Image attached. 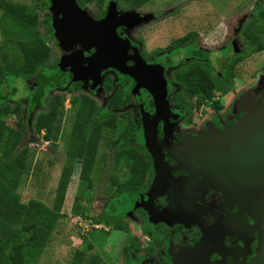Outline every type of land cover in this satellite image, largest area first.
<instances>
[{
	"label": "rangeland",
	"instance_id": "1",
	"mask_svg": "<svg viewBox=\"0 0 264 264\" xmlns=\"http://www.w3.org/2000/svg\"><path fill=\"white\" fill-rule=\"evenodd\" d=\"M9 1L28 6L36 14L38 32L43 36L49 48V57L40 66V70L47 67L51 71H55L60 65L62 57L68 54L75 45L62 48L58 36L48 31L51 27V18L54 16L51 9L43 5L48 0ZM148 1L144 4V12H158L159 17L158 25L154 24L152 20L146 22L145 34L148 47L163 46L172 39L192 30H197L198 33H201L202 45L207 52V60L200 69L202 76L199 72L197 74L192 73L195 68L193 64L190 66L189 63L178 64L169 70V76L173 77L175 74L178 78L175 82L168 78L174 85L175 97L172 99L174 107L183 111L180 117L177 113L173 114L177 128L191 127L198 131L199 137L217 133L231 125L243 114L245 104L253 106L264 102V49L253 52L248 57H243L250 51V48L244 47L245 38L243 41L241 36L237 37L234 25L237 19L239 21L244 19L246 22L254 16L257 17L258 7H253L254 0ZM117 9L133 11L134 7L129 0H119ZM173 9L175 10L173 11ZM260 20L255 24L252 31L253 33L258 32V36L264 43V18ZM150 23L153 25L148 26ZM140 25L127 29V34L134 40L137 32L139 33ZM17 35V33L3 27L0 9V60L2 57H6L13 66L19 65L23 59L17 45ZM230 41H235L237 45L233 51L228 50V47L222 48L228 45ZM255 44L256 41L251 48H254ZM191 52L187 51L183 54H191ZM226 53L227 56H222ZM237 55L243 57L241 61L234 66L229 65L228 60L230 59L226 58ZM158 69H161V66L156 65L153 70L155 72ZM107 76L109 80L114 79L110 73ZM154 77L156 78V76ZM36 78V74H34L30 78H16L0 85L3 92H8L11 90V86H15L14 94L3 102L10 109V112L3 119L11 127L20 124L22 137L18 145L19 147H26L25 163L20 176H10L3 181L18 195L20 203H26L29 200L37 201L58 213L53 227L42 239L40 234L43 230L35 233L30 227L24 228L22 230L23 239L33 236L38 241V245L37 247H30L24 244L22 248L39 249L42 253H47L49 263L57 259L58 264H74L75 255L72 253L75 247L80 245L79 241L82 235L87 237L85 234L92 233L91 238H96L97 241L103 237V233L99 232L103 228H95L94 224H104L99 218L101 215L112 213L110 206L115 204L114 211L118 213L127 212L138 204L134 195L122 196L115 201L117 197L122 195V192L116 193V187L109 181V177L112 175H115L118 180L126 179L130 175L128 164L124 162L122 157L119 162L114 161L112 152L116 148L113 139L118 132L125 133L126 128L130 132L135 131V107L131 105L124 110L114 111L110 115H108L109 113H101L103 99L108 93V91H104L105 86H103L107 78L101 80L93 91L88 90L87 79L82 78L79 87L72 89L55 88L48 91L42 98V103L35 105L26 115V93L34 92ZM255 87L258 89L251 93L253 97L248 92L254 91ZM82 95H86L91 100L86 121L87 126L107 116H113L114 122L110 126L105 125L101 128L93 161H88L84 156L88 131L83 132L64 198L61 200L56 198L55 188L61 168L66 161L65 150L68 135L74 112ZM199 97H202L203 100L199 106H195ZM40 113H50V118L45 128L36 130L34 124L36 116ZM25 116L27 120L23 125ZM211 120L218 122L223 128H213L210 124L202 127L204 122L210 123ZM185 134L190 133L185 132ZM135 149L142 152L146 159L149 158L148 151L143 145H135ZM150 172L149 169L145 172L141 186L149 183ZM207 178L204 175L203 181ZM132 179L135 180L136 178ZM209 184L213 189L218 190L212 182ZM221 199L225 201L227 206L236 208L235 215L246 216L237 205L222 194ZM73 206L78 208V212L75 214L71 211ZM169 225L170 223L161 224V236L165 237ZM108 227L105 240L106 247L118 249L127 242L130 235L128 232H138L140 226L137 218L132 215L127 217L124 215L122 226L115 228V225L109 224ZM250 229L256 234L251 225ZM2 238L3 236L0 234V240ZM39 257L41 255H33L29 264H40Z\"/></svg>",
	"mask_w": 264,
	"mask_h": 264
},
{
	"label": "flooded vegetation",
	"instance_id": "2",
	"mask_svg": "<svg viewBox=\"0 0 264 264\" xmlns=\"http://www.w3.org/2000/svg\"><path fill=\"white\" fill-rule=\"evenodd\" d=\"M48 1L52 2V0ZM111 1L115 5L117 14L129 11L117 9L119 0H75L77 6L94 20L102 19L105 16L108 4ZM146 2L149 1L146 0L140 5L134 6L133 11L139 13L141 16L144 14L148 15L147 18L136 24L141 25L135 40L127 34V29L136 25L132 27L117 26L115 32L119 37L128 40L130 46L127 49V54H132V48L135 47L137 54L144 62L142 68H146V65L151 66L149 74L152 72L154 66H161L162 76L165 81L166 101L170 110V124L169 128H167L168 139L165 145L166 147L180 146L184 144L186 139L192 140L198 138L199 135L198 131L191 127L177 128L174 123L173 114L177 113L178 117H180L183 111L174 107L172 99L175 95L173 93L174 85L172 81L175 82L178 78L175 74L173 77L169 76V70L178 64L189 63L190 66L193 64L195 68V70H192V73L197 74L199 72L202 76L200 69H202L201 65L205 64L207 60V52L206 48L202 45L201 33H198L197 30H192L176 39H172L163 46L148 47L145 34V30L147 29L146 22L152 20L154 24H157L159 17L158 12H144L143 7ZM257 2L260 6H264V3L260 0H254L253 7ZM46 7L51 9L54 14L51 18L52 26L53 19L60 15L59 10H54L50 5ZM258 11L259 8L257 9ZM238 21L239 19L234 23L235 31L238 38L241 36L243 41V38L246 39L244 47L250 48V51L244 54L243 57H248L251 53L256 52L255 47L251 48L255 39L250 34L253 33L252 30L255 24L261 20L259 19L258 21L254 16L246 22L244 19ZM150 25L153 24H148V26ZM52 33H55L54 29ZM57 36L62 48L75 45L68 54L62 57V60L68 58V62H71L75 58V68L85 65L87 57L95 51L93 46L86 45L80 38L76 39L70 46H65L61 42L59 35ZM236 46L235 41H230L228 45L222 48L228 47V50L231 49L233 51ZM187 51L191 52V54L184 55L183 53H187ZM222 56H227V53ZM173 57L174 59H172ZM243 57L237 55L236 57H227L226 59L232 60L231 65L234 66ZM230 60L228 61L230 62ZM126 64L132 65L133 61L127 59ZM57 68H60V66ZM70 70V66L64 67L65 73H68ZM109 73L114 79H108L107 74ZM150 76L152 75L150 74ZM82 78L87 79V88L92 91L99 85L101 80L107 78V81L104 83L105 85L103 84L105 86V90H103L105 92L108 91V93L103 99L102 108L100 109L101 113H109L108 115H110L114 111L124 110L131 105L135 107L136 117L134 122L136 129L134 132H128L135 135L136 138L139 136V131H141L142 141L135 140L134 145H143L145 147L141 117L143 113H146L148 114V118H151V115L154 113V104L150 93L143 87H136L135 81L129 75L120 73L110 67L100 71L99 80L93 87L91 86L92 80L89 76ZM81 79L77 80L75 88L79 87ZM257 89L249 91L248 94L256 92ZM115 93H117V97L119 98L117 99V103L114 102V105L109 108L107 107V101ZM251 96L253 95L251 94ZM202 100L203 98L199 97L195 102V106H199ZM207 124H210L213 128H223L214 120H211L210 123L204 122L202 127H206ZM185 132H189L190 134H185ZM155 134L158 139L163 137L162 119L155 123ZM158 148L159 155L157 159L147 150L149 157L146 159L148 163L147 170L151 171L149 183L147 185H139L135 189H130L131 193H135L138 204L127 212L123 211L121 213H115V204L110 206L112 213L101 215V218H99L105 226H103L104 224H94L95 228H103V230H99L100 233H103V237L97 241L96 238H91L92 233L85 234L87 237L82 235L79 241L80 245L75 247L72 253V255H75L74 264H195L198 257L196 255L191 256V253H193L192 250L198 243L200 244L198 256L201 255L212 262L221 261L223 264L247 263L254 255L257 241L255 232L250 229L251 219L248 216L235 215L236 208L225 204V201L221 199V192L213 189L207 180L203 181L204 175L202 173L196 172L187 178L188 172L184 169L176 168L179 164L167 153V149L163 146H159ZM197 148H193L195 154L196 152L198 153ZM123 195L124 193L122 192V195L117 197L115 201ZM124 215L125 217L132 215L137 218L140 226L138 232H128L130 235L127 238V242L118 249L106 247L105 240L107 236L106 231L109 229L108 225H115V228L120 227V225L122 226ZM110 218L113 221L109 220ZM165 223H170V225L166 229L164 237L160 234V228L161 224ZM17 252L23 253L25 258L20 260ZM37 254L38 256L41 255L38 258L40 259V264H58L56 262L57 259L49 263L47 253L44 254L41 250L26 248H0V264H29L32 260L31 257Z\"/></svg>",
	"mask_w": 264,
	"mask_h": 264
},
{
	"label": "water",
	"instance_id": "3",
	"mask_svg": "<svg viewBox=\"0 0 264 264\" xmlns=\"http://www.w3.org/2000/svg\"><path fill=\"white\" fill-rule=\"evenodd\" d=\"M50 6L59 10L60 15L53 19L52 27L63 45L70 46L80 38L86 45L95 48L82 67L75 68V58L71 62L65 58L61 60L60 68L70 66L76 79L89 76L93 87L99 80L100 71L110 67L129 75L135 81L136 87L145 88L154 104L152 119L146 113L141 117L147 150L157 159L158 147H165L167 153L179 164L176 168L188 172L187 178L196 172L202 173L208 177V183L216 185L224 197L237 205L252 220L251 226L257 234L254 255L245 264H264V102L253 106L245 104L243 114L217 133L186 139L180 146L166 147L170 110L166 101L162 70L154 72L153 67L150 76L151 66L142 68L144 62L135 47L132 48V54H127L130 46L128 40L119 37L115 32L117 26L132 27L148 15L141 16L135 11L117 14L112 1L108 4L105 16L99 20L87 16L75 0H52ZM127 59H131L133 64L127 65ZM161 119L163 137L158 139L155 123ZM194 147L198 149L197 155ZM199 249L198 243L191 253V256L198 257L195 264H223L221 261L212 262L198 256Z\"/></svg>",
	"mask_w": 264,
	"mask_h": 264
},
{
	"label": "trees",
	"instance_id": "4",
	"mask_svg": "<svg viewBox=\"0 0 264 264\" xmlns=\"http://www.w3.org/2000/svg\"><path fill=\"white\" fill-rule=\"evenodd\" d=\"M129 1L134 7L146 0ZM260 1L264 3V0ZM43 5L49 6L51 3L46 1ZM255 6L259 8L258 15L257 17L255 16L259 21V19L264 18V6H260L258 2ZM0 9L3 27L18 34L16 37L17 45L23 57L21 63L17 66L11 65L6 57L1 58L0 85L6 84L16 78H30L36 74L34 92L26 93L25 110L26 115H28L35 105L42 103L41 100L48 91L55 88H75L78 79L73 76L71 71L65 73L64 69L61 68L51 71L49 68L44 67L40 70V66L49 57V48L43 36L38 32L36 14L28 6L9 0H0ZM48 31L51 33L53 27L51 26ZM245 33L248 34L247 31ZM254 34L252 33L250 36L256 41L255 51L264 49V43L258 36V32ZM231 63L232 60H230L229 65ZM14 92L15 86H11V90L8 92H3L0 88V234L3 236L0 248L20 249L24 244L30 247H37L38 245V241L33 236L23 239L22 230L24 228L30 227L35 233L43 230L40 234L42 239L53 227L58 213H55L37 201L29 200L26 203H20L18 195L3 181L10 176H20L26 156V147H19L18 145L22 137L20 124L18 123L16 127H11L3 119L10 112L9 107L3 102L10 98ZM117 96V93H115L113 97L109 98L107 107L110 108L114 105V102L117 103V99L119 98ZM90 105L91 100L86 95L80 96L68 135L65 150L66 161L61 168L55 188L57 199L62 200L64 198L83 132L85 130L88 131L84 156L88 161H93L101 135V128L105 125L110 126L114 122V117L108 116L104 120H97L90 126H87L86 121ZM49 115L50 113H40L36 116L34 124L36 130L47 126L50 118ZM26 120L25 116L23 125H25ZM125 132L126 135L125 133L118 132L113 139V144H116V148L113 150L112 155L116 162H119L121 157L123 158L124 162L129 166L130 175L123 180H118L115 175H112L109 177V181L116 187V193L123 192V196H135V193H131L130 189H135L141 184L144 173L148 168V163L144 154L137 151L134 145L135 140L142 141L141 131H139L137 139L135 135L128 132V128H126ZM132 178L136 179L133 180ZM71 211L75 214L78 212V208L73 206ZM109 220L113 221L111 218ZM17 224L18 226L16 227ZM17 255L20 260L25 258V255L21 252H17Z\"/></svg>",
	"mask_w": 264,
	"mask_h": 264
}]
</instances>
